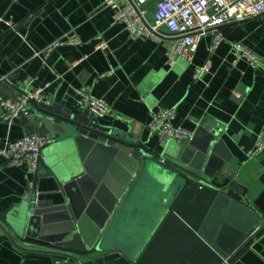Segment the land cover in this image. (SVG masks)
<instances>
[{"label": "crops", "instance_id": "0c3cea01", "mask_svg": "<svg viewBox=\"0 0 264 264\" xmlns=\"http://www.w3.org/2000/svg\"><path fill=\"white\" fill-rule=\"evenodd\" d=\"M116 2L120 7L128 4V0ZM154 11L155 2L149 5L150 19ZM114 14L104 0H0V78L8 77L30 92L46 88L52 104L76 114L85 110L82 91L104 100L110 113L96 118L99 124L159 152L167 164L179 158V143L160 146L157 134L148 127L153 111L175 110L173 127L192 132L199 142L209 134L202 124L215 129L208 125L214 122L224 142L221 154L231 159L228 174L257 198L264 190L260 182L264 154H248L264 144V16L221 28L224 41L216 49L213 35L204 37L191 63L179 61L171 68L167 64L170 39H133L125 25L115 23ZM72 36L81 42L79 46L66 45L46 55L49 47ZM98 38L107 43L106 50L97 49ZM236 44L258 57L257 68L245 60L235 61ZM208 61L210 71L196 80V70ZM3 99L7 97L0 96V102ZM31 110L38 113L33 104ZM2 115L0 106V148L33 136L26 120L8 125ZM44 155L45 164L37 173H29L26 165L13 166L0 155V216L8 218L7 228L0 224V264H75L42 254H22L15 247L13 234L25 230L30 203L24 195L30 184L31 192L49 198L58 188L55 179L69 182L84 173L72 139L55 141ZM168 190L161 178L148 172L118 220L127 244L138 246L132 249L137 257L151 241L143 245L145 234L158 215L166 214L165 197L159 202ZM49 219L50 225L59 224L54 217ZM231 264H264V233Z\"/></svg>", "mask_w": 264, "mask_h": 264}, {"label": "water", "instance_id": "95a60500", "mask_svg": "<svg viewBox=\"0 0 264 264\" xmlns=\"http://www.w3.org/2000/svg\"><path fill=\"white\" fill-rule=\"evenodd\" d=\"M0 96L14 99L15 90L0 85ZM35 106L38 113L26 120L29 135L74 140L84 173L69 182L55 179L58 188L52 197L31 192L25 230L13 234L22 254L75 264H231L264 233V190L253 198L247 186L228 174L231 159L221 154L224 142L216 123L208 121L215 129L203 123L209 132L204 142L195 135L180 142L179 158L162 165L159 152L111 132L87 109L76 114L58 104ZM154 167L171 189L172 201L137 257L118 249L111 236ZM260 182L264 185V173ZM49 217L59 224L50 225ZM7 222V215H1L0 224L7 228Z\"/></svg>", "mask_w": 264, "mask_h": 264}, {"label": "built area", "instance_id": "2783aa9c", "mask_svg": "<svg viewBox=\"0 0 264 264\" xmlns=\"http://www.w3.org/2000/svg\"><path fill=\"white\" fill-rule=\"evenodd\" d=\"M114 11V21L126 26L131 38H148L158 42L170 39L167 64L175 67L179 61L191 63L201 40L213 35V49L224 41L220 29L264 16V0H128V4L120 7L116 0H104ZM155 2L153 18H149V5ZM97 49L106 50L107 43L98 38ZM81 42L75 37L58 42L46 51L49 56L53 51L66 45L79 46ZM235 61L245 60L253 68L258 67V57L246 47L233 45ZM211 69V62L198 68L195 79L199 80ZM7 85L15 90L14 99H3L0 106L2 119L8 125L27 120L33 115L31 105H49L50 97L46 88H38L34 92L14 85L8 77L0 78V85ZM29 85V82H26ZM83 107L95 118H104L110 113L108 104L101 99L92 97L86 91L81 92ZM175 110H157L151 113L149 129L158 136L159 144L166 148L170 142L192 141L194 134L181 128H174L172 121ZM50 136L33 135L17 142L6 144L0 148V155L13 166L26 165L29 173H37L42 154L54 144ZM264 152V144L248 154L255 157ZM162 165H167L165 158H159ZM24 195L25 201H31V189Z\"/></svg>", "mask_w": 264, "mask_h": 264}, {"label": "rangeland", "instance_id": "374dc122", "mask_svg": "<svg viewBox=\"0 0 264 264\" xmlns=\"http://www.w3.org/2000/svg\"><path fill=\"white\" fill-rule=\"evenodd\" d=\"M152 170H153V172L152 173H155V171H158V169H157V167H155V169L154 168H152ZM172 191H171V189H169L168 191H167V193H165L163 196H162V198L160 199V202L159 203H163V199H164V197H165V201H164V203L162 204L163 206L165 205L166 207L168 206V205H170V203H171V201H172ZM156 199V198H155ZM166 209V208H165ZM164 210V209H163ZM166 211H164V213H165ZM162 215H164V214H160V215H158V217H157V219H156V221H155V224H154V227H152L151 228V230L150 231H148V233H146L145 234V239H144V241H145V243H143L144 241H141L140 243H139V246H141L139 249H142V247H143V245H145L146 244V242H147V240H151L150 238H152V236H153V233H154V231H155V228H156V225L157 224H159L158 222L160 221V219H162ZM165 215H167V212H166V214ZM164 215V216H165ZM119 231V232H118ZM115 232L117 233V234H113V237L111 236V238H112V241L114 240V242H115V244H116V246L118 247V249H120V250H122L123 252L125 251L127 254H129V253H131V252H133V250L132 249H136V247H138L137 245H134V243H132V244H127V240H125L124 239V235H123V232H122V227L121 226H115ZM138 243V242H137ZM141 243H143V245L141 244ZM136 244V243H135ZM146 248V246L144 247V249ZM138 249V250H139Z\"/></svg>", "mask_w": 264, "mask_h": 264}]
</instances>
